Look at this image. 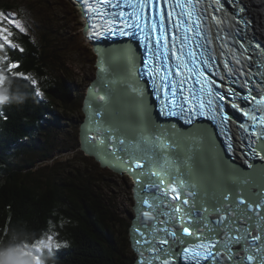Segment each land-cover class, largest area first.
Instances as JSON below:
<instances>
[{
    "label": "snow or ice",
    "instance_id": "obj_1",
    "mask_svg": "<svg viewBox=\"0 0 264 264\" xmlns=\"http://www.w3.org/2000/svg\"><path fill=\"white\" fill-rule=\"evenodd\" d=\"M82 3L91 21L103 20L89 25L88 35L128 37L144 49L142 67L127 50L135 78L125 87L139 124L130 127L92 101L94 127L85 130L90 149L117 160L135 178L137 264H264V166H256L264 165V51L241 36L250 23L241 16L246 7L238 0ZM17 33L28 34L20 14L0 10V103L9 100L13 79L29 81L37 96L44 95L10 54L25 51ZM201 119L211 127H200ZM173 120L196 127L191 148L164 135H175ZM197 144L211 146L218 170L228 177L211 193L201 194L199 183L189 182L172 159L183 149L184 162L191 161ZM9 223L0 231V264H45L41 254L62 247L51 229L31 241L9 237Z\"/></svg>",
    "mask_w": 264,
    "mask_h": 264
},
{
    "label": "trees",
    "instance_id": "obj_2",
    "mask_svg": "<svg viewBox=\"0 0 264 264\" xmlns=\"http://www.w3.org/2000/svg\"><path fill=\"white\" fill-rule=\"evenodd\" d=\"M17 38L25 51L10 54L20 61L19 71L37 79L44 95L37 96L29 81L13 79L9 100L0 103V231L8 219L9 237L31 241L49 229L58 232L62 247L45 250L41 254L45 264H120V242L115 235H120L116 230L120 219L98 196L94 185L98 177L93 180L91 174H85L75 181L51 179L45 188L30 180L49 166L40 165L39 160L54 156L48 151L34 155L42 148L35 137L57 117L54 100L69 110L77 105V97L59 68V40L55 45L40 43L30 34L17 33ZM53 162L60 163V159ZM96 163L100 175L112 172Z\"/></svg>",
    "mask_w": 264,
    "mask_h": 264
},
{
    "label": "rangeland",
    "instance_id": "obj_3",
    "mask_svg": "<svg viewBox=\"0 0 264 264\" xmlns=\"http://www.w3.org/2000/svg\"><path fill=\"white\" fill-rule=\"evenodd\" d=\"M0 10L18 12L25 21L28 34L40 43L50 41L56 45V41H60L56 45L60 48L62 59L59 68L62 69L63 77L71 83L77 97V105L69 110H65L59 101L54 100L57 117L44 132L35 137L42 148L39 145L40 150L34 153L38 156L48 151L53 152L54 156L49 160H39L40 165L49 166L31 176V182L42 184L45 188L46 181L51 179L75 181L85 174H91L93 180L98 177L99 180L94 182L96 192L119 217L121 223V226H116L120 235L115 234L120 242L119 262L134 264L137 254L127 233L135 215L133 181L127 174L113 171L100 175L97 172V160L88 157L80 148L79 127L84 119L81 106L87 88L97 72V53L84 34L86 18L82 14V7L74 0H0ZM58 159L60 163L52 165ZM104 169L109 171L108 168Z\"/></svg>",
    "mask_w": 264,
    "mask_h": 264
},
{
    "label": "water",
    "instance_id": "obj_4",
    "mask_svg": "<svg viewBox=\"0 0 264 264\" xmlns=\"http://www.w3.org/2000/svg\"><path fill=\"white\" fill-rule=\"evenodd\" d=\"M238 3L240 1L238 0ZM241 4V3H240ZM82 14L85 16V12L82 9ZM249 31V28L245 29V32L241 34L242 38L243 36L247 35ZM89 32V25H86L84 28V33L87 35ZM250 34V33H249ZM251 37V36H250ZM249 37V38H250ZM256 39V38H255ZM247 42H251L253 44H257L253 40H247ZM260 43V42H259ZM93 49L97 53V72L95 78L91 81L89 84L86 95L84 97L83 101V111H84V119L80 124L79 127V138H80V148L82 151H84L85 154L88 156L94 157L97 162L100 163L101 167L108 168L113 172L124 174L127 172V174L132 178L133 180V191H134V198H135V205L134 210L137 204V184L135 181L134 176L131 174V172L127 169L121 170V165L119 162L115 159H112L111 157L104 158L103 154H97L95 150H92L88 147V145L85 142V130L86 128H92L94 125L89 121V109L88 105L90 102L94 101V106H101L103 105L109 113L112 114V116L121 121L122 123L128 124L129 123V117H127L126 109H125V89H127L125 86L126 84L120 80L116 76H114V71L116 70L115 67H113L110 63L112 60H116V58H126L129 62V55L127 50L130 48L132 52L135 54L137 58V64L142 67V64L139 63V58L144 54V49L139 47L138 41L135 39H127L126 42L123 41H115V40H109L104 41L103 44L99 43H92ZM261 44V43H260ZM259 45V44H258ZM261 47L264 50V47L261 45ZM124 49V50H123ZM262 50V49H259ZM262 50V51H263ZM99 52V53H98ZM107 69V71L102 72L101 68ZM133 75L135 76V73L131 74V79L133 78ZM132 80L130 81V83ZM144 81H141V85H143ZM94 89H100L99 92L94 91ZM258 91V90H257ZM255 94V92H254ZM107 95L109 97V100H100V96ZM153 118L155 119V113H153ZM164 123L165 129L169 128V124L167 122L161 121ZM177 121H172V123H175ZM207 122V121H206ZM200 127L203 128H210L211 125L209 123L202 122L201 120L198 121ZM178 125L176 127H181L183 129H186L185 124L182 122H177ZM181 124V125H179ZM195 127V126H194ZM196 128V127H195ZM89 135H92V133H89ZM165 136H172L173 139L178 140V142L181 143L182 146L187 145L188 148L192 147V140L187 138H178L181 135H173L172 132L165 131ZM183 135V134H182ZM92 143H96V141H92ZM207 146V147H206ZM204 148H200L197 144L196 154L193 156L192 160L185 163V152L183 149L178 152L174 153L173 157L177 158L179 163V168L182 169L186 175V178L191 183L198 182L200 186L201 194L206 190L209 193L222 181L228 179V177H225L220 171L218 170L214 154L212 152L211 146L206 145ZM174 159V160H177ZM227 159V157H225ZM213 161L212 164L210 162ZM256 164L258 168L264 166L261 165L259 161H256ZM171 170V169H169ZM139 171V170H137ZM246 171H248L246 169ZM145 173H147V170L145 169ZM202 173V174H201ZM145 179H147V176H145ZM197 179H203L206 182V186L197 181ZM143 195V193H142ZM137 224V214L135 211V215L132 218V221L129 225V236H130V244L136 254L138 255V258L134 262V264H137V261L140 258V250L135 245L133 236L134 233L132 229ZM145 256H147V253H145Z\"/></svg>",
    "mask_w": 264,
    "mask_h": 264
},
{
    "label": "bare ground",
    "instance_id": "obj_5",
    "mask_svg": "<svg viewBox=\"0 0 264 264\" xmlns=\"http://www.w3.org/2000/svg\"><path fill=\"white\" fill-rule=\"evenodd\" d=\"M239 1L242 5H244L246 7V11L244 13H242L241 16L246 21H250V23H249L250 27H249L248 32H251L252 33L251 37L256 38L257 41H259L261 43V44L259 43V45L260 46L262 45L264 47V0H239ZM252 17H254V20ZM96 58H97V55H96ZM110 63L113 67L116 68V70L113 73H114V76H116L118 78V80L124 82L126 85L134 83L135 76L133 75V78L131 79V74H129L130 63L128 62V60L126 58H120V59L116 58V60H112V61H110ZM133 74H134V72H133ZM131 80H132V82L130 83ZM125 94H126L125 109H126V113H127L126 115H127V117L130 116L129 117L130 119L128 120L129 123L127 125L134 128L140 122V113H139V110L135 104V101L132 98L130 90L128 88L125 89ZM175 123H176V125H178L177 122H175ZM179 125H181V124H179ZM190 130L192 132H190ZM196 132H197V129L194 126L187 125L186 129H183L181 127H176L175 135H181L178 138H187V139L192 140L193 137L195 136ZM172 159L174 160L177 158H174L172 156ZM212 163H213V161L210 162V164H212ZM256 166H257V164H256ZM257 169H259L258 166H257ZM124 174H127V172ZM197 181H199L200 183H202L203 185L206 186L205 180L197 179ZM195 183H196V181H195ZM137 258H138V255H137Z\"/></svg>",
    "mask_w": 264,
    "mask_h": 264
},
{
    "label": "flooded vegetation",
    "instance_id": "obj_6",
    "mask_svg": "<svg viewBox=\"0 0 264 264\" xmlns=\"http://www.w3.org/2000/svg\"><path fill=\"white\" fill-rule=\"evenodd\" d=\"M190 132H192V131L190 130Z\"/></svg>",
    "mask_w": 264,
    "mask_h": 264
}]
</instances>
